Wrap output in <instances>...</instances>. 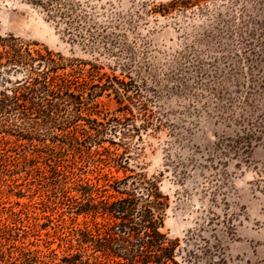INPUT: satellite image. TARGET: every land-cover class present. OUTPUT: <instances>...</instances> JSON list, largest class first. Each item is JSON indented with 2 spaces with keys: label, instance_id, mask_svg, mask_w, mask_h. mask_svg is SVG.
Listing matches in <instances>:
<instances>
[{
  "label": "rangeland",
  "instance_id": "rangeland-1",
  "mask_svg": "<svg viewBox=\"0 0 264 264\" xmlns=\"http://www.w3.org/2000/svg\"><path fill=\"white\" fill-rule=\"evenodd\" d=\"M186 1L0 0V39L52 55L84 101L45 119L47 107L23 104L36 89H17L26 72L0 67V264H112L94 249L106 224L94 212L125 197L117 191L143 194L141 176L156 184L159 232L178 250L216 237L223 256L201 264H264V137L238 141L264 64L251 77L240 0ZM113 80L126 85L119 103ZM130 108L137 119L125 122ZM110 119L125 125L106 138Z\"/></svg>",
  "mask_w": 264,
  "mask_h": 264
},
{
  "label": "trees",
  "instance_id": "trees-1",
  "mask_svg": "<svg viewBox=\"0 0 264 264\" xmlns=\"http://www.w3.org/2000/svg\"><path fill=\"white\" fill-rule=\"evenodd\" d=\"M183 2L181 4L187 3L186 0ZM248 5H251L250 9L247 8ZM240 18V27L244 28V30H240V46L248 69L252 72L251 77H256L259 73L254 75L253 72L256 69H262L261 64H264V0H240ZM10 39L13 42L11 44H7L5 39H0V67L21 68L26 72L23 80L15 82L17 89H21L20 87L26 83H32L36 89L32 91L33 96L23 102L24 105L30 104L39 107V109L47 107L50 114L39 111L45 119L51 118L53 111L54 113L59 111L61 105L70 103L75 109L84 106L82 95L79 93L81 87L76 82V77L71 78L70 75L64 73L58 74V67L52 55L46 52V58L40 54L39 50H30L28 47L24 48L21 53L16 40ZM2 55L5 57L4 63H1ZM124 87H126L124 83L116 80L110 82L107 87L108 90H112L117 103L122 100L119 97L122 95L121 93L127 92ZM254 87H250L246 95V107H244V112L249 113L247 117L249 119L246 118L247 123L244 124L245 117L242 113L239 121V126L243 127L242 130L246 132L243 137L238 138V141L244 140L247 145L251 144V140L260 141L264 137V115L259 117L255 115L256 110L264 111V107L260 109L261 107L256 101L258 97L264 100V84L257 87L258 89H253ZM134 92L139 117L145 118L148 112V100L144 98L140 90ZM19 101L14 97L5 99L6 103L3 104H9L6 110H11L18 107ZM127 111L130 119L125 117L123 119L125 122L137 119L133 115L132 108ZM125 122H121V119L107 120L104 131L108 132H103L102 135H105L106 138L107 136H118L116 132L119 131L115 130L123 127ZM127 128L130 130V127ZM107 140L109 144L115 145L112 138ZM144 179L145 177L141 176L140 191H143L145 196L144 193L136 196L135 192L128 194L117 191L121 196L125 194V197H120L112 202L100 203L94 213L99 214L106 224L103 226L104 231L96 235L95 251H100L110 257L112 264H201L202 261L208 263L213 256H223L221 243L219 239H215L216 237L213 242L209 239H200L199 243L194 245V250L184 248L178 250L176 243L167 241L165 236L159 232V228L162 226L160 213L162 214L165 207L164 203H160L159 200L163 198L158 194L156 184L151 180L145 181ZM261 183L264 184V179L261 180ZM155 208H160L159 217L153 211ZM88 236L94 242L95 237L92 234H88ZM176 256L179 261L175 260ZM115 259L118 261H114Z\"/></svg>",
  "mask_w": 264,
  "mask_h": 264
}]
</instances>
